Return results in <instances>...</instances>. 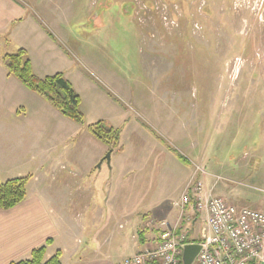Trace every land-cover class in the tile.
<instances>
[{"label": "crops", "instance_id": "0c3cea01", "mask_svg": "<svg viewBox=\"0 0 264 264\" xmlns=\"http://www.w3.org/2000/svg\"><path fill=\"white\" fill-rule=\"evenodd\" d=\"M78 1L0 0V166L10 178L31 176L26 199L0 210V264L29 258L49 238L47 257L61 250L62 264H123L156 246L163 223L177 235L186 232L185 243L200 242L205 231L204 214L178 205L191 177L180 198L168 204L182 168L164 144L137 129L134 154L110 149L3 65V54L25 48L36 75L63 72L71 81L86 123L107 120L92 118V106L102 111L105 104L113 109L109 114H122L127 121L121 101L128 90L126 65L107 58L92 62V50L80 38L91 33L69 27L81 13ZM85 231L86 239L81 237Z\"/></svg>", "mask_w": 264, "mask_h": 264}, {"label": "rangeland", "instance_id": "374dc122", "mask_svg": "<svg viewBox=\"0 0 264 264\" xmlns=\"http://www.w3.org/2000/svg\"><path fill=\"white\" fill-rule=\"evenodd\" d=\"M77 4L81 13L69 27L91 33L80 38L92 50V62L120 61L128 72L121 100L128 120L109 114L113 109L108 104L102 111L92 106V118L105 117L107 124L121 128L122 150L128 154L135 152L140 135L134 131L140 129L155 144L162 143L154 133L164 138L193 165L189 170L176 159L182 172L176 173L168 204L180 198L184 182L199 165L207 173L206 192L213 188L214 176H220L214 195L264 211V0ZM11 176L0 166V180ZM86 236V231L81 234Z\"/></svg>", "mask_w": 264, "mask_h": 264}, {"label": "built area", "instance_id": "2783aa9c", "mask_svg": "<svg viewBox=\"0 0 264 264\" xmlns=\"http://www.w3.org/2000/svg\"><path fill=\"white\" fill-rule=\"evenodd\" d=\"M206 170L197 165L191 180L178 205L192 206L204 214L205 231L202 234V249L196 264H262L264 262V211L239 207L213 194V189L222 179L214 176L213 188L206 192L203 176ZM158 242L152 248L128 257L123 264H145L155 260L159 264H179L186 244V235L163 223Z\"/></svg>", "mask_w": 264, "mask_h": 264}, {"label": "trees", "instance_id": "16d2710c", "mask_svg": "<svg viewBox=\"0 0 264 264\" xmlns=\"http://www.w3.org/2000/svg\"><path fill=\"white\" fill-rule=\"evenodd\" d=\"M8 73L16 77L25 87L44 98L50 105L74 122L86 126L88 131L110 149L122 150L120 146L121 128L107 124L104 120L86 123L81 109L82 98L74 85L63 72L40 77L35 74L28 51L19 48L15 52H7L1 57ZM181 162L192 166L189 158L174 149L168 142L154 133ZM31 176L14 177L5 181L0 180V210L15 207L24 201L28 195V182ZM52 238L38 248H35L29 258L13 261L10 264H62V252L57 250L54 255L47 257V248L52 244ZM145 264H159L157 261H147ZM179 264H183L180 260Z\"/></svg>", "mask_w": 264, "mask_h": 264}, {"label": "water", "instance_id": "95a60500", "mask_svg": "<svg viewBox=\"0 0 264 264\" xmlns=\"http://www.w3.org/2000/svg\"><path fill=\"white\" fill-rule=\"evenodd\" d=\"M111 153L112 150H110L105 156L107 162H110ZM201 249H202V245L200 243H188L184 245L183 254H182L183 264H195ZM262 264H264V262Z\"/></svg>", "mask_w": 264, "mask_h": 264}]
</instances>
